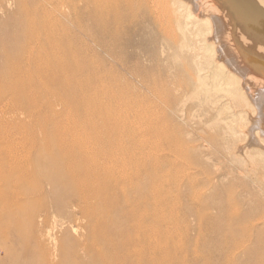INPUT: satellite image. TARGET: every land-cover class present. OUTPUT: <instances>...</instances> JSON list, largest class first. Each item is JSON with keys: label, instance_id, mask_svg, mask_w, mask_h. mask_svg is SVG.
Wrapping results in <instances>:
<instances>
[{"label": "rangeland", "instance_id": "obj_1", "mask_svg": "<svg viewBox=\"0 0 264 264\" xmlns=\"http://www.w3.org/2000/svg\"><path fill=\"white\" fill-rule=\"evenodd\" d=\"M58 2L0 0V175L33 180L0 188L1 264H264V149L227 131L250 119L230 115L209 36L144 23L115 41L88 0Z\"/></svg>", "mask_w": 264, "mask_h": 264}, {"label": "bare ground", "instance_id": "obj_2", "mask_svg": "<svg viewBox=\"0 0 264 264\" xmlns=\"http://www.w3.org/2000/svg\"><path fill=\"white\" fill-rule=\"evenodd\" d=\"M60 1L71 5L76 0H59L57 5H62ZM88 3L91 8L89 17L95 21L99 29H105L98 33L112 36L115 41H120L121 37L130 39L133 32L138 30L136 27L144 23L157 26L165 43L173 41L177 34L184 41H190L192 45L204 44L210 40L212 52L216 56L215 70L223 72L226 76L224 84L218 81V86L222 85L228 89L225 100L227 99L226 103L230 104V115L237 117L238 114L244 113L243 116L247 115L250 119L247 127L237 124L239 128L232 130L230 126L227 131L229 134H242L249 131L252 138L249 141L264 149V0H88ZM181 9H185L182 13L184 14L182 25L188 29L182 31L183 28L180 30L179 25L176 28L179 30L176 32L174 25L170 28L168 22L176 21L175 17L178 14L182 16ZM179 11L181 12L178 13ZM28 15L31 18V15ZM176 24L178 26V23ZM186 53L191 56L193 54L190 48L186 49ZM219 114L218 111V117ZM58 168L60 173H63L59 165ZM45 175L44 172L42 176ZM56 179H53L52 183L51 179H48L50 185L53 186L54 194H57L59 187L64 185V183H58ZM23 180L8 177L1 171L0 188L14 185L19 187L18 190H14V194L24 195L31 188L33 180L32 178L28 180L26 188L25 183H22ZM8 197L7 192L2 190L0 194L2 205L8 202ZM2 207L9 210L4 209L8 211V213L5 212L8 217H13L3 226L11 232L9 234L20 236L24 229V222L16 218L19 217L18 214L14 215L13 205ZM89 219L102 222L101 218H95L92 214ZM91 226L96 227L95 224ZM33 235L31 232L26 238H23L24 235L20 236L18 242L27 244L32 240ZM92 244L93 241H91ZM142 247L145 249V246L142 245ZM5 252H7L5 259H9L12 255H9L10 250ZM158 255V251H150V257L154 263ZM92 261L94 264H110L108 255L99 252L94 254ZM112 261H117V259L113 258ZM137 264H144L142 256L137 258Z\"/></svg>", "mask_w": 264, "mask_h": 264}]
</instances>
